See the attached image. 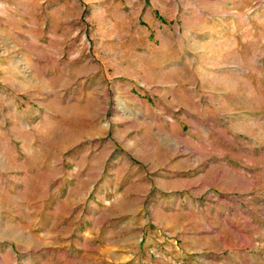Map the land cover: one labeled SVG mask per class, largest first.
Returning a JSON list of instances; mask_svg holds the SVG:
<instances>
[{
    "label": "rangeland",
    "instance_id": "obj_1",
    "mask_svg": "<svg viewBox=\"0 0 264 264\" xmlns=\"http://www.w3.org/2000/svg\"><path fill=\"white\" fill-rule=\"evenodd\" d=\"M0 264H264V0H0Z\"/></svg>",
    "mask_w": 264,
    "mask_h": 264
},
{
    "label": "crops",
    "instance_id": "obj_2",
    "mask_svg": "<svg viewBox=\"0 0 264 264\" xmlns=\"http://www.w3.org/2000/svg\"><path fill=\"white\" fill-rule=\"evenodd\" d=\"M165 4V3H164ZM170 4L172 7H170ZM162 12L165 14H169L170 18H172V13L176 14L178 11V7L176 6L175 3L169 2L168 4H165L161 7ZM142 11L145 15V19L148 21V25H146V34H149V36L154 35L156 39L160 40L162 44L166 47H163L160 51L162 52L163 57H168V60L170 61L171 57L174 54L173 47H167V45L171 44L172 40L168 43L167 38L172 37L173 39L176 37V29L173 26H169L168 24L165 23L164 20L160 18L156 10L153 9L152 6H149L146 4L143 8ZM202 11L196 12V18L199 23L198 25H202L204 29L206 28L205 32H197L199 29L198 28H186L184 30V36H186L187 39H194L197 38L199 33L206 34V36H201V39H213L216 32L222 36H225L228 34V31L231 29V25H233V22L235 21L236 16L233 13H223L221 14L222 16H204L202 14ZM198 29V30H196ZM190 46H193L190 44ZM166 61V60H165ZM171 62V61H170ZM164 66V64L162 65ZM168 66V67H167ZM165 67H162L163 70H171L174 66V61L173 63H169ZM160 89L165 91L164 97L168 98L171 94L170 90H172V85L171 84H165V85H160ZM168 92V93H166ZM161 98V97H159Z\"/></svg>",
    "mask_w": 264,
    "mask_h": 264
}]
</instances>
